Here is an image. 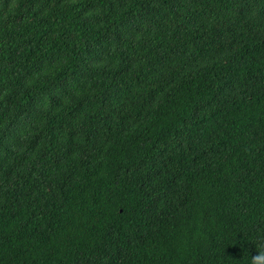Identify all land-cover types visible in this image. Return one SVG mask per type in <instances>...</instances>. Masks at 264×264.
Instances as JSON below:
<instances>
[{
	"label": "trees",
	"instance_id": "trees-1",
	"mask_svg": "<svg viewBox=\"0 0 264 264\" xmlns=\"http://www.w3.org/2000/svg\"><path fill=\"white\" fill-rule=\"evenodd\" d=\"M0 264H264V0H0Z\"/></svg>",
	"mask_w": 264,
	"mask_h": 264
}]
</instances>
